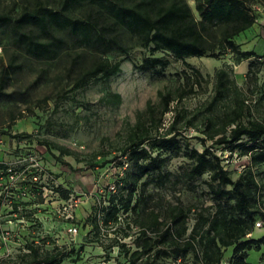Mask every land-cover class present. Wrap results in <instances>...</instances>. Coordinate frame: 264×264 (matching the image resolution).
I'll list each match as a JSON object with an SVG mask.
<instances>
[{
  "label": "trees",
  "instance_id": "1",
  "mask_svg": "<svg viewBox=\"0 0 264 264\" xmlns=\"http://www.w3.org/2000/svg\"><path fill=\"white\" fill-rule=\"evenodd\" d=\"M192 2L191 7L186 0H60L56 8L37 5L15 17L0 15V27L9 28L11 45L29 58L43 62L70 59L69 74L73 79L70 92L108 81L120 73L122 61L110 60L108 56L127 55L129 48L119 35L121 30L146 52L134 65L135 70L152 77H163L172 61L220 59L229 54L236 64L250 60L248 74L253 71V79H257V73L264 67V51L259 53L255 46L243 49L238 40L259 22L253 8L257 1ZM79 9L86 12L77 15ZM85 54L94 56L87 66L83 65ZM186 66L189 71L179 74L181 82L175 91L158 92V103L147 102L145 111L137 115L123 153L127 163L115 166L123 173L122 177L117 174L112 177L116 192L107 194L104 188L105 196L99 199L106 200V205L91 207L87 218L77 222L79 245L66 253L57 246L47 249L29 243L25 245L27 253L7 264H61L66 258L75 262L81 260L84 246L88 245L100 246L107 260L117 246L116 264H176L188 257L191 264H252L247 261L251 251L259 253L258 264L264 263V235L249 237L256 230V220L264 221L261 209L264 186L252 170L264 165V123L248 118L249 107L238 96L232 69L225 66L215 70L209 110H215L231 95L234 106L221 116L213 113L205 117L202 131L205 139L201 142L205 144L208 140L229 156L248 158L249 166L233 179L222 165L220 155L210 147L201 152L190 147L189 140L177 127L179 112H175L166 127L164 116L172 112V104L182 102L195 93V87L209 81V76L197 68ZM14 70L12 64L0 70V101L12 98L5 89ZM102 100L118 105L121 98L109 93ZM187 124L192 126V120ZM42 144L50 151L46 142ZM53 148L58 155L52 157L68 166L62 157L73 153L61 146ZM181 157L187 161L182 172L169 171V162ZM114 164L113 161L100 166L108 169ZM124 164L126 167L122 169ZM0 169L6 170V166L0 165ZM204 175L208 179L204 181L203 194L211 201L208 206L201 203L193 211L178 201L168 202L161 194L177 185L196 192L195 182ZM54 192L66 200L74 190L60 183ZM16 208L13 206L14 213ZM100 221L105 229L115 228L114 236L126 238L129 223L150 235L142 232L130 246L119 244L113 237L103 241ZM84 240L87 243H82Z\"/></svg>",
  "mask_w": 264,
  "mask_h": 264
},
{
  "label": "rangeland",
  "instance_id": "2",
  "mask_svg": "<svg viewBox=\"0 0 264 264\" xmlns=\"http://www.w3.org/2000/svg\"><path fill=\"white\" fill-rule=\"evenodd\" d=\"M59 1L0 0V15L15 17L24 9L32 10L37 5L56 8ZM186 1L193 6L192 0ZM256 1L253 8L259 15L258 21L262 23V27L257 30L264 42V0ZM85 12L86 9H79L75 13L82 15ZM254 34L250 31L242 34L238 39L241 46H255L258 34ZM119 35L129 48L128 53L126 56L113 54L108 58L122 61L120 73L108 81L70 92L73 83L72 75L69 74L70 59L43 62L29 58L11 45L9 28L0 27V70L10 64L15 66L5 89L12 98L0 101V165L6 166V170L0 169V264L16 261L18 255L27 253L25 245L29 243L44 245L47 249L57 246L66 253L79 245V242H69L65 234L69 220L66 219L62 200L55 195V184L61 183L77 194L85 195L77 209V216H85L89 210H86L89 201L86 203L85 199L94 193L96 181L99 179L104 185L118 171L115 169L117 163H127L123 153L137 115L145 111L147 102L155 105L158 103V92L175 91L181 82L179 74L189 71L186 65L209 76V81L195 87V93L182 102L172 104V112L164 116L166 127L175 112H179L181 118L177 127L189 140L190 147L199 152L210 147L217 154L220 153L222 165L233 179L249 166L245 156H229L228 152L221 151L220 146L212 145L208 140L203 144V121L213 113L221 116L229 107L234 106L231 95L229 100L219 104L215 110L210 111L208 108L214 71L227 66L234 73L238 96L249 107L248 118L264 123V67L257 73V79H253V71L248 74L250 60L236 64L233 57L227 54L220 59L172 61L165 75L156 78L135 70L134 65L140 62L146 52L125 31H119ZM93 57L85 54L83 65L92 63ZM109 93L120 95L118 105L102 102ZM189 120H192V126L187 124ZM43 142L50 146V151ZM53 145L73 153L62 157L68 166L58 163L52 157L53 154L58 155ZM113 161L115 164L108 169L100 166ZM185 163L187 161L182 157L175 158L167 167L172 173L179 174ZM252 170L264 186V165ZM207 179L204 175L195 182L198 188L196 192L177 185L161 194L168 202L175 204L178 201L194 211L201 203L204 206L211 204L203 194L206 192L204 181ZM261 193V209L264 211V188ZM13 206L17 207L15 213ZM256 221L264 222L259 218ZM114 230L104 229L106 238L103 241L110 240ZM262 235L264 228L254 233L255 237ZM86 248L88 251L84 261L74 262L66 258L61 264H104L98 248ZM229 253L230 250H227L226 254ZM258 256L259 253L252 251L247 259L256 262ZM176 264H191V259L188 257Z\"/></svg>",
  "mask_w": 264,
  "mask_h": 264
},
{
  "label": "built area",
  "instance_id": "3",
  "mask_svg": "<svg viewBox=\"0 0 264 264\" xmlns=\"http://www.w3.org/2000/svg\"><path fill=\"white\" fill-rule=\"evenodd\" d=\"M220 155V153L218 154ZM126 167V165L122 168L124 169ZM107 171V170H106ZM114 174H117L119 177L123 176L122 170L115 172ZM112 175V174H110ZM60 184V183H59ZM59 184H55V188H57L59 186ZM94 193L92 195H89V199L86 198V203L89 201V206L87 209L90 210L91 207L93 206H98L100 207L101 205H106L107 201L106 200H100L99 196H105L104 193V188H107V194L108 193H115L116 192V183L115 180L112 179V177L108 178V181L103 185L101 184V182L99 181V179L96 181V184L94 185ZM55 195L58 196V194L55 192ZM85 195L82 194H77L76 192H73L69 195L68 199L66 200H62V205L64 206L63 209L66 211L67 216L66 219L69 220V223L66 226L65 229V234L66 236L69 237L70 241L72 243H77L79 242V226L77 225V222L82 220V219H86L88 216V212L89 210H87L88 212L85 214V216H81L78 217L77 216V209L80 206L79 204H82L81 200L84 199ZM121 219V218H120ZM264 225V222H259L256 221L254 226L256 229L258 228H262ZM99 227L101 230V238H105L104 235V229L105 226L102 224V222H99ZM115 229V228H114ZM129 235L126 238H122L119 235L118 236H114L113 238H115L119 244H126L127 246H130L132 241L137 238L142 232H146L147 235H150L148 231L138 227L137 225L133 224V223H129ZM81 242V241H80ZM82 243H87V240H84ZM93 244V243H92ZM91 245V244H90ZM86 247H92V246H84V250L81 256V260L80 261H84L86 258V253H87V248ZM93 248H98L100 250V254L103 256V261L104 264H116V257L118 255V247L115 246L112 248V253H111V258L109 260H107L106 255L104 250L100 247V246H93ZM180 260L177 261V263H179Z\"/></svg>",
  "mask_w": 264,
  "mask_h": 264
},
{
  "label": "crops",
  "instance_id": "4",
  "mask_svg": "<svg viewBox=\"0 0 264 264\" xmlns=\"http://www.w3.org/2000/svg\"><path fill=\"white\" fill-rule=\"evenodd\" d=\"M262 23L261 22H258V24L257 25H255L252 29H250L249 31L250 32H253V34L256 32L257 34H258V28H260L259 26L261 25ZM248 32V31H247ZM255 35V34H254ZM253 35V36H254ZM259 35V37H258V39H257V41L259 42V45H257L256 46V44L258 43L257 41H255V46L257 47V49H258V51H259V53H262L263 51H264V42H263V38H262V36L260 35V34H258ZM252 36V37H253ZM244 40V39H243ZM257 42V43H256ZM243 49H249V48H244L243 47ZM77 214V213H76ZM82 216V214H80L78 217H81ZM256 230H258V229H256ZM255 230V231H256ZM255 231L252 233V234H250L249 235V237H253V238H259V237H255L254 236V233H255ZM263 236V235H262ZM261 237V236H260ZM252 252V251H251ZM250 253V252H249ZM247 261H248V259H247ZM249 262V261H248ZM250 263H252V264H258L259 263V256H258V258H257V261L256 262H250Z\"/></svg>",
  "mask_w": 264,
  "mask_h": 264
}]
</instances>
